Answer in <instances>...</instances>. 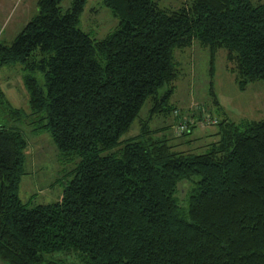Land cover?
Returning <instances> with one entry per match:
<instances>
[{
	"label": "trees",
	"instance_id": "obj_1",
	"mask_svg": "<svg viewBox=\"0 0 264 264\" xmlns=\"http://www.w3.org/2000/svg\"><path fill=\"white\" fill-rule=\"evenodd\" d=\"M63 1L37 0V14L0 43V68L20 65L29 108L0 93V263L264 264V118L218 120L201 153L146 128L121 140L148 99L152 116L173 115L188 125L181 136L192 133L199 109L181 118L170 104L175 50L207 49L217 108L218 51L238 90L264 81V3L102 0L119 27L94 40L78 28L85 0ZM27 118L62 157L79 158L53 204L28 207L17 195Z\"/></svg>",
	"mask_w": 264,
	"mask_h": 264
},
{
	"label": "rangeland",
	"instance_id": "obj_2",
	"mask_svg": "<svg viewBox=\"0 0 264 264\" xmlns=\"http://www.w3.org/2000/svg\"><path fill=\"white\" fill-rule=\"evenodd\" d=\"M180 0H163L161 7L169 5L177 7ZM264 3V0H252ZM37 0H0V43L10 44L21 32L24 26L37 12ZM71 0H64L62 8L69 7ZM119 27V19L106 7L102 0H85L83 11L79 17L78 28L94 40H102ZM174 59L178 78L175 81L174 92L170 104L180 110L181 118L189 113L201 112L190 135L177 133L175 127L178 120L169 114L150 113L152 106L149 99L140 108L130 130L121 140L128 139L142 132L144 128L151 131L153 136L165 135L171 139L174 148L180 151L201 153L207 144L216 141L218 120L227 119L238 123L243 120H263L264 118V81L250 84L246 90H238L234 77L227 70L225 52L218 51L215 63L214 93L217 95L219 108L211 103L209 95L208 51L201 49L198 44L175 50ZM23 74L20 65L4 66L0 68V93L17 109L29 114L27 92L23 85ZM36 77L41 85L43 76ZM199 109V111H198ZM206 116V117H204ZM216 123L209 122V118ZM197 118V117H196ZM198 119V118H197ZM26 122L18 124L19 130L26 141L24 149L23 175L20 178L17 195L22 203L28 207L49 205L61 200L65 182L70 181L74 170L78 166L79 158L62 157L57 150L49 132L32 130L34 125ZM178 198L182 199L189 189L187 182L180 184ZM1 264V263H0Z\"/></svg>",
	"mask_w": 264,
	"mask_h": 264
},
{
	"label": "built area",
	"instance_id": "obj_3",
	"mask_svg": "<svg viewBox=\"0 0 264 264\" xmlns=\"http://www.w3.org/2000/svg\"><path fill=\"white\" fill-rule=\"evenodd\" d=\"M209 122L214 123V124L216 123V121H213V119H210V118H209ZM187 127H188L187 123L184 122V123H179L175 127V129L177 130V133L182 134L183 131H185V129H187Z\"/></svg>",
	"mask_w": 264,
	"mask_h": 264
}]
</instances>
